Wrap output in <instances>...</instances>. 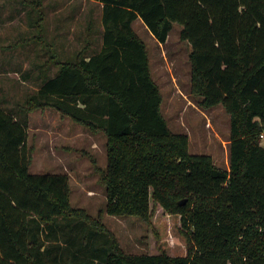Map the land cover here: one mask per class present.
<instances>
[{
  "label": "trees",
  "instance_id": "trees-1",
  "mask_svg": "<svg viewBox=\"0 0 264 264\" xmlns=\"http://www.w3.org/2000/svg\"><path fill=\"white\" fill-rule=\"evenodd\" d=\"M90 1L102 6L101 49L89 54L87 39L18 110L0 103V264H264V0ZM138 19L161 44L182 25L192 93L230 115L229 170L171 131ZM47 107L107 135L105 211L179 216L186 255L124 252L103 210L72 207L67 174L30 173L28 117Z\"/></svg>",
  "mask_w": 264,
  "mask_h": 264
},
{
  "label": "rangeland",
  "instance_id": "rangeland-1",
  "mask_svg": "<svg viewBox=\"0 0 264 264\" xmlns=\"http://www.w3.org/2000/svg\"><path fill=\"white\" fill-rule=\"evenodd\" d=\"M34 5L33 0H0V103L13 112L39 89L41 76H51L59 68L50 58L52 41L64 46L65 58H72L89 38V54L98 52L103 43L99 3L43 0L44 18L32 28L34 13L38 14ZM63 5V13L55 15V20L59 19L54 21L56 24L48 21L47 13ZM134 29L147 44L152 76L163 96L162 113L171 131L188 135L191 153L210 155L218 168L229 170L230 115L223 105L202 107L199 97L192 93V48L180 37L182 25L174 24L165 44L159 43L140 19ZM28 120L30 173L67 174L72 207L93 218L103 210L102 221L124 252L153 254L163 249L172 256L187 254L179 216L166 214L159 206L154 207L150 222L135 215L114 216L105 211L107 188L103 174L108 164V138L104 132L91 133L51 107L32 111Z\"/></svg>",
  "mask_w": 264,
  "mask_h": 264
},
{
  "label": "crops",
  "instance_id": "crops-1",
  "mask_svg": "<svg viewBox=\"0 0 264 264\" xmlns=\"http://www.w3.org/2000/svg\"><path fill=\"white\" fill-rule=\"evenodd\" d=\"M66 7L63 6H59L57 10H50L49 14L47 13L48 17L46 19H48V21H52L54 24H56L54 21H58L59 19L57 18L55 20V15L56 14H60V13H63V11L65 10ZM35 16H33V19H32V23H31V27L32 28H37L38 25H39V22L40 20H42L44 17L42 16L41 18H39V14H35ZM59 28V26H57ZM54 28V27H53ZM56 38V36L54 37V39ZM49 47H51V50L52 52H50V58L53 59V61L56 63V62H65L67 60H70L69 56L65 58V56L67 54H65V48L64 46L60 43V42H57V45L54 44V41H52V43L49 44ZM57 71V70H56ZM56 71L51 75V76H54ZM37 130H40V129H37Z\"/></svg>",
  "mask_w": 264,
  "mask_h": 264
},
{
  "label": "built area",
  "instance_id": "built-area-1",
  "mask_svg": "<svg viewBox=\"0 0 264 264\" xmlns=\"http://www.w3.org/2000/svg\"><path fill=\"white\" fill-rule=\"evenodd\" d=\"M263 136V135H262Z\"/></svg>",
  "mask_w": 264,
  "mask_h": 264
},
{
  "label": "water",
  "instance_id": "water-1",
  "mask_svg": "<svg viewBox=\"0 0 264 264\" xmlns=\"http://www.w3.org/2000/svg\"><path fill=\"white\" fill-rule=\"evenodd\" d=\"M185 202V201H184Z\"/></svg>",
  "mask_w": 264,
  "mask_h": 264
}]
</instances>
